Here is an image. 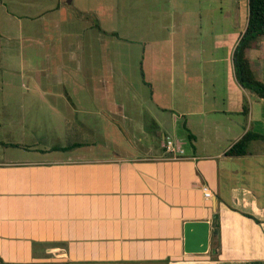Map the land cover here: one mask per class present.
Returning <instances> with one entry per match:
<instances>
[{
    "label": "crops",
    "instance_id": "1",
    "mask_svg": "<svg viewBox=\"0 0 264 264\" xmlns=\"http://www.w3.org/2000/svg\"><path fill=\"white\" fill-rule=\"evenodd\" d=\"M248 57L264 83V38ZM240 88L239 103L230 89L223 107L208 108L202 93L181 112L113 101L79 108V94L75 102L65 91L59 98L75 123L55 134L77 142L42 147L28 140L33 129L13 128L28 141L0 139V264H264V101ZM181 119L191 146L174 141L183 154L173 156L165 143ZM249 132L263 138L247 155L228 156ZM201 221L211 225L209 250L187 254L185 224Z\"/></svg>",
    "mask_w": 264,
    "mask_h": 264
},
{
    "label": "rangeland",
    "instance_id": "2",
    "mask_svg": "<svg viewBox=\"0 0 264 264\" xmlns=\"http://www.w3.org/2000/svg\"><path fill=\"white\" fill-rule=\"evenodd\" d=\"M247 20L248 0H1L0 139L77 142L55 134L75 123L59 98L65 91L88 109L113 101L181 112L196 108L202 93L208 108H220L230 89L239 103L233 53ZM179 122L172 140L191 146ZM22 126L37 136L13 130Z\"/></svg>",
    "mask_w": 264,
    "mask_h": 264
},
{
    "label": "trees",
    "instance_id": "3",
    "mask_svg": "<svg viewBox=\"0 0 264 264\" xmlns=\"http://www.w3.org/2000/svg\"><path fill=\"white\" fill-rule=\"evenodd\" d=\"M1 3V0H0ZM264 38V0H248V20L245 32L241 35L233 53V67L235 77L239 85L246 91L256 94L264 101V83L255 74L252 62L248 57V51L258 47L259 41ZM248 102L243 105V114H247ZM262 139L260 135L247 133L241 140L235 143L227 152L228 156L241 157L248 154L249 143L256 139ZM17 145H14V147ZM215 227L220 228L218 215L215 219ZM219 234L214 244L215 250L220 246Z\"/></svg>",
    "mask_w": 264,
    "mask_h": 264
},
{
    "label": "water",
    "instance_id": "4",
    "mask_svg": "<svg viewBox=\"0 0 264 264\" xmlns=\"http://www.w3.org/2000/svg\"><path fill=\"white\" fill-rule=\"evenodd\" d=\"M213 230V234H217ZM212 235L211 225L207 221L188 222L185 224L184 250L187 254H203L208 252L210 237Z\"/></svg>",
    "mask_w": 264,
    "mask_h": 264
},
{
    "label": "built area",
    "instance_id": "5",
    "mask_svg": "<svg viewBox=\"0 0 264 264\" xmlns=\"http://www.w3.org/2000/svg\"><path fill=\"white\" fill-rule=\"evenodd\" d=\"M165 148H166V151L173 156H178V155L183 154L181 147L170 139L166 141ZM203 192H204V196L206 199H211L212 192L207 186L203 187Z\"/></svg>",
    "mask_w": 264,
    "mask_h": 264
}]
</instances>
